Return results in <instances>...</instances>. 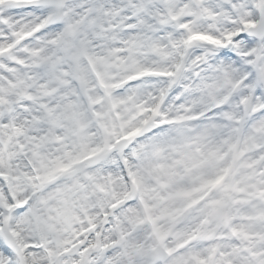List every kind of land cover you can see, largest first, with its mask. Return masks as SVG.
Listing matches in <instances>:
<instances>
[{"label": "snow or ice", "instance_id": "1", "mask_svg": "<svg viewBox=\"0 0 264 264\" xmlns=\"http://www.w3.org/2000/svg\"><path fill=\"white\" fill-rule=\"evenodd\" d=\"M0 264H264V0H0Z\"/></svg>", "mask_w": 264, "mask_h": 264}]
</instances>
